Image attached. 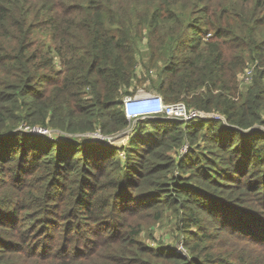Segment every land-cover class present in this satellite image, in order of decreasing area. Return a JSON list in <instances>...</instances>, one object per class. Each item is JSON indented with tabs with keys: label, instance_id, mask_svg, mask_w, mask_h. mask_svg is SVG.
Returning a JSON list of instances; mask_svg holds the SVG:
<instances>
[{
	"label": "trees",
	"instance_id": "trees-1",
	"mask_svg": "<svg viewBox=\"0 0 264 264\" xmlns=\"http://www.w3.org/2000/svg\"><path fill=\"white\" fill-rule=\"evenodd\" d=\"M0 264H264V0H0Z\"/></svg>",
	"mask_w": 264,
	"mask_h": 264
},
{
	"label": "built area",
	"instance_id": "built-area-1",
	"mask_svg": "<svg viewBox=\"0 0 264 264\" xmlns=\"http://www.w3.org/2000/svg\"><path fill=\"white\" fill-rule=\"evenodd\" d=\"M252 75V71L249 70L245 72L244 75L240 76L239 79L241 77H245V84L248 85L251 82ZM123 110L125 117L130 122H136L140 119L157 118L170 119L178 122H190L199 119L223 120L221 116H218L214 113H205L203 111L189 109L186 104L181 102L177 104H166L162 97L156 94L141 96L137 93L134 97L125 98ZM20 130L31 135L47 137L51 140L55 139L56 136L54 131L44 128H30L27 126H22ZM87 137L105 144L111 142L114 139L103 136L100 131L90 134ZM188 148V145H185L181 148L179 152L180 157H184L187 154ZM181 245L182 247L178 249V254L183 255L185 253V248L183 243H181Z\"/></svg>",
	"mask_w": 264,
	"mask_h": 264
},
{
	"label": "rangeland",
	"instance_id": "rangeland-1",
	"mask_svg": "<svg viewBox=\"0 0 264 264\" xmlns=\"http://www.w3.org/2000/svg\"><path fill=\"white\" fill-rule=\"evenodd\" d=\"M239 83L240 88H242L243 90L248 87V85L245 84V77H241ZM137 93L141 96L154 94L153 92H149L145 89H139ZM131 133L132 130L129 131L127 134L118 135L114 137L111 142H108L107 145L117 148L124 147L127 145L130 136L132 135ZM96 142L100 143L98 141ZM155 240L160 241L163 245H166L167 247L175 249L176 253H178V249L182 247L181 239H176V228L174 227V225H169L167 227H157L155 231ZM147 243L151 246H154L155 244L150 241H148Z\"/></svg>",
	"mask_w": 264,
	"mask_h": 264
}]
</instances>
